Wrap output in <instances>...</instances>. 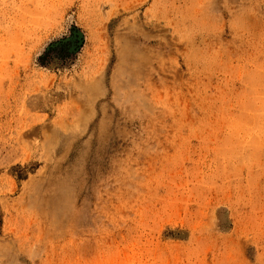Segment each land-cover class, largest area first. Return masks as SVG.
Instances as JSON below:
<instances>
[{
    "label": "rangeland",
    "instance_id": "rangeland-1",
    "mask_svg": "<svg viewBox=\"0 0 264 264\" xmlns=\"http://www.w3.org/2000/svg\"><path fill=\"white\" fill-rule=\"evenodd\" d=\"M0 264H264V0H0Z\"/></svg>",
    "mask_w": 264,
    "mask_h": 264
},
{
    "label": "trees",
    "instance_id": "trees-1",
    "mask_svg": "<svg viewBox=\"0 0 264 264\" xmlns=\"http://www.w3.org/2000/svg\"><path fill=\"white\" fill-rule=\"evenodd\" d=\"M78 41H80V40H78Z\"/></svg>",
    "mask_w": 264,
    "mask_h": 264
}]
</instances>
